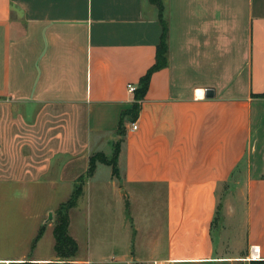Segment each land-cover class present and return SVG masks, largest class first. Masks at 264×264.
<instances>
[{
    "label": "crops",
    "instance_id": "1",
    "mask_svg": "<svg viewBox=\"0 0 264 264\" xmlns=\"http://www.w3.org/2000/svg\"><path fill=\"white\" fill-rule=\"evenodd\" d=\"M160 2L167 65L149 79L136 130L124 120L117 176L98 190L112 188L117 218L142 216L147 234L153 203L163 202V225L134 260L210 264L228 261L215 259L212 226L217 189L235 179L253 264H264V0ZM161 32L149 0H0V186H23L22 200L33 184L70 194L81 186L78 198L88 197L105 165L88 175L89 158L117 140L134 103L127 85L138 88L154 64ZM241 168L245 177L234 178ZM138 201L141 215L132 213ZM15 213L26 219L27 210ZM115 241L132 243L121 232ZM22 258L0 264L49 262Z\"/></svg>",
    "mask_w": 264,
    "mask_h": 264
},
{
    "label": "rangeland",
    "instance_id": "2",
    "mask_svg": "<svg viewBox=\"0 0 264 264\" xmlns=\"http://www.w3.org/2000/svg\"><path fill=\"white\" fill-rule=\"evenodd\" d=\"M122 141L123 135H118L115 141L116 145L115 143L111 146L105 145L103 151L94 152L93 155L101 154L107 160L112 159L115 154H117V157ZM109 173H111V167L99 165L96 177L90 181L92 183L88 189V197L83 195L78 198L80 195L78 190V196L75 198L74 204L72 203V207L67 209L70 233L76 238L78 244L77 254L72 258L73 264H143L144 261H137L133 258L140 253L139 256H141L142 253L148 250L147 246L150 238L156 237L158 229L160 230L163 225V216H161L160 211L161 204L163 205L161 200L153 203L155 212L149 223V227L152 226L153 228L150 229L148 234L145 228L147 223L142 216L138 217L139 220H135L133 216L131 220L124 217H122L124 218L122 221L118 219L113 209V189L98 190L101 189L99 188L102 184L100 180L104 179ZM238 177H245L243 168L235 173L234 178ZM235 181L234 179L218 187L217 210L212 226L213 243L216 246L215 259H227L228 261L212 262L210 264L254 263L247 262L245 258L249 250L245 231V201L243 190ZM22 187L16 185L0 186V210L8 211L6 216L0 218L2 221L8 222L6 225L0 224V257L19 258V256H24L21 260L41 257L49 259V262L56 261L52 235L56 213L60 206L64 208L67 206V202L70 201L74 193H69L70 187L68 186H55V189L51 190L45 184H33L26 186L29 191L26 194L27 198L22 200L18 196V194H22L19 190ZM130 202L132 201L130 200ZM124 203L126 207L129 204L126 200ZM141 204L142 201H138L136 204L138 205L137 210H132V213L141 215ZM87 205L88 209H86ZM49 206L53 210L46 214L45 209ZM18 210L22 212L27 210L26 219H23L22 222L20 220L19 223L18 220L22 216L16 215L15 212ZM40 225H43L44 231L40 238L34 242ZM120 225H122V228ZM116 226L119 228H116ZM129 230H131V235L128 232ZM120 232L122 237L126 236L127 240H132L130 247L127 245V247L119 248V243L115 241V237L120 235ZM120 255H126L130 258L123 260ZM239 257L243 258L236 260Z\"/></svg>",
    "mask_w": 264,
    "mask_h": 264
},
{
    "label": "trees",
    "instance_id": "3",
    "mask_svg": "<svg viewBox=\"0 0 264 264\" xmlns=\"http://www.w3.org/2000/svg\"><path fill=\"white\" fill-rule=\"evenodd\" d=\"M152 4L156 5L159 11V19L161 22V36L159 43L156 47V53H155V61L154 64L147 69V71L139 78L138 81V88H136L133 92V98L134 103L132 104L131 108L125 112L122 113L117 134L122 136L124 135V120L127 119L129 122H133L139 112L140 109V101L144 99L146 89L148 86L149 79L151 75L166 67L167 65V25L164 20V7L160 0H149ZM257 97L264 98V93L257 94ZM116 145V143H115ZM117 154L113 156L112 159H106L105 157L101 156V154H95L91 155L89 158V167H88V175H91L95 169L96 163L105 164L111 167V174L113 176H117V167H116V157ZM78 190L79 194L81 193V186L77 187L75 189L74 194L70 201L67 202V208L60 206L56 213V222L54 223L53 229H52V235L54 238V245H53V251L56 255L57 260L47 262L46 264H73V257L76 256L78 251V246L75 240L69 235L68 233V223H69V217H68V208L72 207V203L74 204L75 198L78 196ZM44 231V227H40L35 238L34 242L37 241L40 236L42 235ZM255 262L256 261H251ZM22 264H30L28 262H24Z\"/></svg>",
    "mask_w": 264,
    "mask_h": 264
},
{
    "label": "built area",
    "instance_id": "4",
    "mask_svg": "<svg viewBox=\"0 0 264 264\" xmlns=\"http://www.w3.org/2000/svg\"><path fill=\"white\" fill-rule=\"evenodd\" d=\"M134 90H135L134 86L127 85V91L129 93H133ZM136 128H137L136 124L132 123L131 126H130V130H136ZM258 253L259 252H258L256 247H254V246L249 247V250H248L249 258L246 261L250 262V261H253V260H257L259 258ZM152 264H154V263H152Z\"/></svg>",
    "mask_w": 264,
    "mask_h": 264
},
{
    "label": "water",
    "instance_id": "5",
    "mask_svg": "<svg viewBox=\"0 0 264 264\" xmlns=\"http://www.w3.org/2000/svg\"><path fill=\"white\" fill-rule=\"evenodd\" d=\"M212 96H213V92H212V90L207 89V90L205 91V97H212Z\"/></svg>",
    "mask_w": 264,
    "mask_h": 264
},
{
    "label": "bare ground",
    "instance_id": "6",
    "mask_svg": "<svg viewBox=\"0 0 264 264\" xmlns=\"http://www.w3.org/2000/svg\"><path fill=\"white\" fill-rule=\"evenodd\" d=\"M199 95V93H197Z\"/></svg>",
    "mask_w": 264,
    "mask_h": 264
}]
</instances>
